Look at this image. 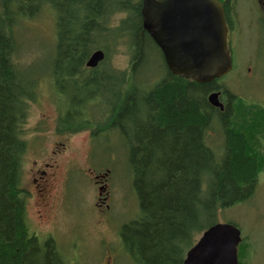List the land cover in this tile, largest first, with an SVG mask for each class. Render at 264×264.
Segmentation results:
<instances>
[{"label": "trees", "instance_id": "trees-1", "mask_svg": "<svg viewBox=\"0 0 264 264\" xmlns=\"http://www.w3.org/2000/svg\"><path fill=\"white\" fill-rule=\"evenodd\" d=\"M219 1L235 12L236 0ZM141 7L142 0H0V264H69L52 238L40 241L31 232L20 189L28 149L21 125L38 81L16 63L15 33L45 9L55 16L48 83L56 92L72 90L55 132L88 130L91 150L104 145L97 136L121 143L138 201V216L119 231L131 263L183 264L219 210L253 199L264 173V110L219 83L223 77L198 84L173 76L142 27ZM116 44L127 51L125 71L108 62ZM99 50L104 60L87 68ZM213 92L227 95L229 105L219 100L223 111L209 105ZM92 101L102 117L84 113ZM250 249L242 239L239 264H249Z\"/></svg>", "mask_w": 264, "mask_h": 264}, {"label": "rangeland", "instance_id": "rangeland-1", "mask_svg": "<svg viewBox=\"0 0 264 264\" xmlns=\"http://www.w3.org/2000/svg\"><path fill=\"white\" fill-rule=\"evenodd\" d=\"M236 17L241 33L232 40L233 70L226 74L222 81L230 91L247 98L255 94L256 86L249 80L238 79L236 68L246 73V63L249 57H260L262 49L257 43L251 45V36L259 34L255 27L249 29L252 20L261 16L257 0H236ZM121 15H116L111 22L117 25ZM18 51L17 65L26 74L38 81V94L35 102H31L28 117L23 124V139L28 143L22 167L24 175L31 166L33 153L40 146L44 151H56L55 158H67L70 163L78 162L94 172L109 170L107 181L108 210L97 207L98 190L84 171L76 168L66 177L60 194L57 195V221L50 227L51 235L42 231L33 210H26L27 221L34 235L43 241L51 237L64 253L69 264H133L120 247L119 231L122 225L138 216V201L132 186L131 174L127 170L126 157L121 152V143L115 137L103 139L96 137V143L103 146L89 149L88 130L76 135H64L62 138L55 132L59 109L65 108L71 92L70 89L59 88L58 92L48 83L51 61L55 43V16L50 9H45L35 19L23 21L15 33ZM108 62L117 70L125 71L129 66L128 54L123 44L112 47ZM155 60L157 57L154 58ZM150 69V68H149ZM261 92V90L259 91ZM258 93V92H257ZM61 94V95H60ZM64 96V98H63ZM67 98L66 100H64ZM92 101L84 106L85 114H93L96 118L101 109ZM67 140V141H66ZM65 143L66 154L60 148ZM61 151V152H60ZM88 156V159L86 160ZM66 161V162H67ZM66 164V163H65ZM103 166V167H101ZM80 167V166H78ZM96 168V169H95ZM25 183V180L23 181ZM103 193V192H102ZM102 210V211H101ZM217 223H233L241 232L242 239L251 244L249 264H264V174L258 177L255 195L246 204H237L225 210H219ZM247 264V262H246Z\"/></svg>", "mask_w": 264, "mask_h": 264}, {"label": "water", "instance_id": "water-1", "mask_svg": "<svg viewBox=\"0 0 264 264\" xmlns=\"http://www.w3.org/2000/svg\"><path fill=\"white\" fill-rule=\"evenodd\" d=\"M264 10V0H262ZM144 31L160 50L167 70L181 79L208 84L228 74L232 60L227 26L219 0H142ZM104 60L95 51L85 66ZM210 106L223 111L219 94L207 96ZM103 188H99L102 195ZM241 232L233 224L216 223L205 230L187 251L183 264H239Z\"/></svg>", "mask_w": 264, "mask_h": 264}, {"label": "flooded vegetation", "instance_id": "flooded-vegetation-1", "mask_svg": "<svg viewBox=\"0 0 264 264\" xmlns=\"http://www.w3.org/2000/svg\"><path fill=\"white\" fill-rule=\"evenodd\" d=\"M221 3L224 11L225 23L227 26L228 51L230 56H232V40L233 38H235L236 34H240L241 31L236 17V9L234 14L229 7L228 12L226 13L225 2ZM257 3L260 8L261 16L256 18L255 20H252L248 28L252 29L253 27H255L257 30H259V34L255 33L254 35H252L250 41L252 46H256L258 43L262 49V53L260 54L259 58H248L246 63L247 65L245 75L243 74L241 68H236V75L238 79H245L249 80L251 84L254 83V86H256V90L254 91L255 94L250 95L249 97L245 98V100L248 103L257 105L264 110V10L262 7V0H257ZM98 66L99 64L96 67ZM233 68L234 66L232 63L231 71L233 70ZM260 90L261 92H259ZM222 92H224V87H220L218 90L219 94H221ZM219 100L221 102L223 101L222 103L224 106L229 105V101L227 99L226 94H223V96L219 95ZM21 128L23 129V125H21ZM87 132L89 134L87 135V139L90 149L91 133L90 131ZM60 137L63 138L64 136L62 135ZM64 138H69V136ZM59 147L62 148V150L64 151L62 154H66L65 143H61ZM35 150L36 152L33 153L34 160L32 161L31 166L27 169L24 175H22V167L24 164V160L22 162L20 189L22 191L23 197L26 200V210L28 207L33 210V214L36 215L37 222L41 225L42 228H45L42 229V231L45 232V234L48 233V237L51 235L50 227L54 226L57 221V195L60 194L61 187L62 185H64L66 177L70 174V171H72V169L76 168L77 170L84 171L86 166L85 164L80 165L78 162L69 164L70 161H67L68 157L63 159V161V157L58 159L55 158L54 156H57L59 152L44 151L41 146V143L40 146ZM87 159L88 156L86 160ZM101 171L102 169L92 172L91 169L86 168V172H88L87 175L91 176L90 178H92L91 180L97 190H99V188L104 189L102 196L99 194L97 196V207L104 208V210H108V206H106V201L108 198L107 181L110 172L109 170H106L103 173ZM24 180L25 183H23ZM105 264H108V260L105 261Z\"/></svg>", "mask_w": 264, "mask_h": 264}]
</instances>
